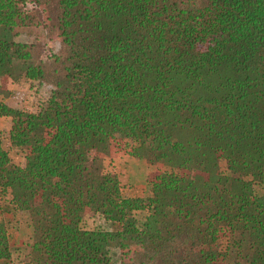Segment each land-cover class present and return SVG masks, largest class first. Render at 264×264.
Instances as JSON below:
<instances>
[{
    "label": "trees",
    "instance_id": "trees-1",
    "mask_svg": "<svg viewBox=\"0 0 264 264\" xmlns=\"http://www.w3.org/2000/svg\"><path fill=\"white\" fill-rule=\"evenodd\" d=\"M40 25L46 57L15 40ZM21 79L48 96L0 88L25 150L0 131V264H264V0H0V83ZM112 153L156 168L147 193L90 159Z\"/></svg>",
    "mask_w": 264,
    "mask_h": 264
},
{
    "label": "rangeland",
    "instance_id": "rangeland-1",
    "mask_svg": "<svg viewBox=\"0 0 264 264\" xmlns=\"http://www.w3.org/2000/svg\"><path fill=\"white\" fill-rule=\"evenodd\" d=\"M18 36L15 38L16 41L22 43L34 44L41 51L43 57L56 52L59 48V43L54 35L48 28L40 25L38 27H29L18 29ZM15 85L10 80L0 83V88L5 90L9 89L13 92V98L11 101L20 102L29 111H37L46 101L48 93L44 85L40 84L36 80H24L21 79ZM9 95V94H8ZM10 97V96H9ZM14 102V103H15ZM11 127L10 117L0 118V131L2 134V143L4 148L7 150L10 160L15 165H23L25 150L18 147H13L10 145L7 137V132ZM117 142V143H116ZM114 143V144H113ZM113 146L116 144H121L123 147L131 145L128 140L125 141H115ZM126 158L127 161L118 164V159ZM95 160V164L101 165L105 172H112L118 176L122 186H131L138 191H143L147 193L149 191L150 182L158 174L155 167L149 164L141 163V160L122 154V156L117 157L115 153L108 156L93 154L90 159ZM121 161V160H120ZM127 166L121 172L119 169L122 166ZM221 172H225V161L223 159L219 160ZM116 172V173H115ZM183 172H181L182 174ZM81 226L85 229H95V228H105L106 224L94 213H87L83 216L81 220ZM11 234L13 240L19 246L24 245L31 241V228L29 227L26 219H23L19 224L11 229ZM225 244V239L221 238L219 241V249H222ZM112 261L117 264L119 251L118 249L111 250ZM15 264H27L25 259L18 260Z\"/></svg>",
    "mask_w": 264,
    "mask_h": 264
},
{
    "label": "crops",
    "instance_id": "crops-1",
    "mask_svg": "<svg viewBox=\"0 0 264 264\" xmlns=\"http://www.w3.org/2000/svg\"><path fill=\"white\" fill-rule=\"evenodd\" d=\"M16 85V84H15ZM120 156H122V154H119V155H117V157H120ZM127 156H129V155H127ZM131 157V156H130ZM134 158V157H133ZM121 160V161H120ZM138 160H141V159H138ZM118 164H120V163H123V162H125V161H127L126 160V158L125 157H123L122 159H118ZM141 163H143V164H147L144 160H141ZM125 167H127L126 165L125 166H122V167H120L119 169L121 170V172H124V168ZM110 173V172H109ZM112 173V172H111ZM116 173V172H115ZM114 174V173H113ZM116 175V174H115ZM117 176V175H116ZM118 177V176H117ZM119 179V178H118ZM119 181H120V179H119ZM121 184V183H120ZM126 187H131V186H126ZM142 191V190H141Z\"/></svg>",
    "mask_w": 264,
    "mask_h": 264
}]
</instances>
